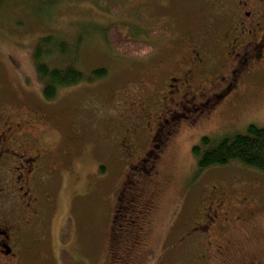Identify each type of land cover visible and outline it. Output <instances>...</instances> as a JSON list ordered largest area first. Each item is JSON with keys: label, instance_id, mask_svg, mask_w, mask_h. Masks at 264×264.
I'll return each mask as SVG.
<instances>
[{"label": "rangeland", "instance_id": "rangeland-1", "mask_svg": "<svg viewBox=\"0 0 264 264\" xmlns=\"http://www.w3.org/2000/svg\"><path fill=\"white\" fill-rule=\"evenodd\" d=\"M210 2L0 0V114L36 110L33 144L59 168L55 206L40 223L38 243H22L14 264H62V249L74 261L86 264H120L119 259L122 264H244L264 259V174L234 162L203 171L192 153V147L200 144L199 136L214 137L216 128L225 130L227 136L245 133L251 124L264 128V89L231 120L182 130L164 159L162 182L152 194L153 210L147 217L142 248L118 244L113 237V193L124 166L117 159L111 163L100 150L107 125L101 121L102 111L114 112L111 104L101 105L102 99L116 86H134V77L152 69L154 60L169 49L172 37L188 34L209 15ZM113 26L128 38L146 39L148 30L161 28L168 36L150 40L156 47L153 55L129 62L118 58L109 45L107 30ZM45 36L51 37L50 45L63 43L64 57H71L67 61L87 77L99 69L105 71L104 76L62 88L54 100L45 99L32 59L38 40ZM60 63L57 53L47 59L50 67ZM66 154L70 158H64ZM103 164L107 172L101 169ZM233 181L242 183L235 188L237 192H251L261 200L263 212L257 210L259 215L249 224L226 234L229 245L221 257L204 260L197 247L177 248L173 243L180 232L175 224L200 213L204 187L224 183L228 188ZM246 184L258 189L246 188Z\"/></svg>", "mask_w": 264, "mask_h": 264}, {"label": "flooded vegetation", "instance_id": "flooded-vegetation-1", "mask_svg": "<svg viewBox=\"0 0 264 264\" xmlns=\"http://www.w3.org/2000/svg\"><path fill=\"white\" fill-rule=\"evenodd\" d=\"M210 1L209 15L188 34L172 37L152 69L134 77V86H116L102 99L101 105L111 104L114 112L102 111L107 125L100 150L105 159L124 166L111 211L118 244L144 246L152 194L182 130L229 121L264 89V0ZM36 118V110L0 114V264L16 263L22 243H38L40 223L55 206L59 168L33 144ZM213 132L223 137L225 130ZM207 134L199 141L213 137ZM101 169L107 172V165ZM241 185L233 181L228 188L224 183L204 187L200 213L176 222L180 234L173 244L197 247L204 260L221 257L229 245L226 234L249 224L257 210L263 212L257 196L236 191ZM244 264H264V259Z\"/></svg>", "mask_w": 264, "mask_h": 264}, {"label": "trees", "instance_id": "trees-1", "mask_svg": "<svg viewBox=\"0 0 264 264\" xmlns=\"http://www.w3.org/2000/svg\"><path fill=\"white\" fill-rule=\"evenodd\" d=\"M111 10L117 11L116 8ZM167 36L168 31L165 28L148 30L146 39L142 40L125 37L117 26L107 30L109 45L115 55L129 62L153 55L156 47L150 40ZM50 42V36L40 37L32 52L36 71L43 84L45 99H54L62 88L104 76L105 71L99 69L91 72L87 77L71 63V57H64L66 51L63 43L50 45ZM54 53H57V56L62 59V63L56 67H50L47 64V59ZM70 58L71 61L68 62L67 60ZM192 153L197 158L198 167L201 170L223 167L234 162L264 174V128L251 124L248 125L245 133H235L220 138L204 137L198 146L192 147ZM63 239H66V236H63ZM60 259L62 264H86L84 261H74L65 249L61 250Z\"/></svg>", "mask_w": 264, "mask_h": 264}]
</instances>
